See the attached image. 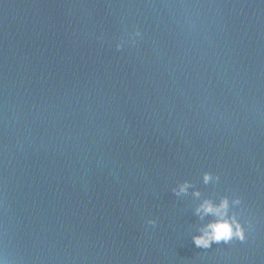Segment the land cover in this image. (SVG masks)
<instances>
[{
    "label": "water",
    "instance_id": "obj_1",
    "mask_svg": "<svg viewBox=\"0 0 264 264\" xmlns=\"http://www.w3.org/2000/svg\"><path fill=\"white\" fill-rule=\"evenodd\" d=\"M235 195L247 239L197 247ZM0 254L264 264V0H0Z\"/></svg>",
    "mask_w": 264,
    "mask_h": 264
},
{
    "label": "clouds",
    "instance_id": "obj_2",
    "mask_svg": "<svg viewBox=\"0 0 264 264\" xmlns=\"http://www.w3.org/2000/svg\"><path fill=\"white\" fill-rule=\"evenodd\" d=\"M141 36L139 29H136L131 34L132 42H135L137 38ZM124 46V40H118L116 48H121ZM203 182L205 184L219 182V176L214 175L212 172L205 171L203 173ZM190 188L188 182L180 183L176 191L177 193H186ZM196 196L200 193L195 192ZM241 204V198L239 196H234L231 200L224 196L219 199V201H214L210 198H205L200 201L196 208V212L201 216H211L210 219L203 225V227L193 235L192 240L194 244L199 248H209L213 243L219 244L223 241L225 244L230 243L234 239L241 242L247 239L245 223H242L239 215L236 212L230 214V209L234 207H239ZM155 225V221L150 222ZM0 264H10V261L3 255L0 254Z\"/></svg>",
    "mask_w": 264,
    "mask_h": 264
}]
</instances>
